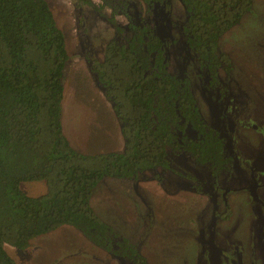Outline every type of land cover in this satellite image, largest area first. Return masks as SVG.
<instances>
[{
	"label": "trees",
	"instance_id": "1",
	"mask_svg": "<svg viewBox=\"0 0 264 264\" xmlns=\"http://www.w3.org/2000/svg\"><path fill=\"white\" fill-rule=\"evenodd\" d=\"M141 2L147 17L131 23L125 41L115 25L117 38L106 44L101 61L90 64L120 123L124 148L90 154L75 149L62 130L69 55L48 1L0 0V264H18L6 246L24 250L63 225L119 258L145 264L134 245L119 241L118 233L94 213L90 198L99 181L136 179L165 167L168 148L190 153L199 164L224 163L223 141L203 119L189 79L168 70V42L157 33L154 17L159 7L165 19L168 5L165 0ZM180 2L186 12L181 26L186 47L201 67L214 72L221 63L229 70L230 59L218 51V40L250 11L252 0ZM188 127L196 138L184 134ZM29 181L44 182L45 192L27 194L22 184Z\"/></svg>",
	"mask_w": 264,
	"mask_h": 264
},
{
	"label": "rangeland",
	"instance_id": "2",
	"mask_svg": "<svg viewBox=\"0 0 264 264\" xmlns=\"http://www.w3.org/2000/svg\"><path fill=\"white\" fill-rule=\"evenodd\" d=\"M47 1L64 34L69 55L63 71V133L78 151L90 154L122 151L124 140L120 123L85 59L86 56L101 58L104 45L112 34V28L105 20L113 10L104 6L101 13L98 12L96 9L101 4L100 0H90L89 4H77L74 0ZM136 1L126 0L123 8L129 7L136 12L133 19L138 21L143 16V8ZM170 17L166 23L159 24L163 35L173 32L175 37L169 49V71L179 73L182 67L180 73L187 71L191 78L197 64L192 55L188 63L183 62L184 39L179 31L176 32L181 24L177 26V21L186 18L180 0H170ZM116 19L125 25L123 18L117 15ZM163 19L156 18L158 21ZM218 49L230 57L232 76L247 85L244 88L254 103L248 111L252 109L256 118L264 119V0H252L250 11L221 35ZM199 70L202 72V69ZM193 84L197 104L204 118L212 123L210 107L199 95L200 85L195 80ZM261 124L264 127V122ZM241 130L237 139L247 144L242 149L251 155L256 164L264 158V128L254 130L256 132L247 128ZM168 155L171 170H167L162 179H158L153 171L134 181L109 176L102 178L92 191V209L110 229L135 241L148 264H199L201 259L203 264H209L205 260L208 256L200 253L192 222L195 219L203 221L201 210L206 208L210 212L211 203L209 207V201L202 192L186 186L189 179L179 180L181 174L177 168L189 174L188 177L206 175V170L196 168L185 156L177 157L172 151ZM22 187L31 196L46 190L42 181L24 182ZM227 197L230 218L219 224L221 242L224 247L227 243H239L245 264H264V251L257 242V239L263 241L260 216L254 217L244 192L231 191ZM6 250L18 264H126L96 247L79 230L68 225L33 239L24 250L11 246H6ZM216 264L228 263L218 256Z\"/></svg>",
	"mask_w": 264,
	"mask_h": 264
},
{
	"label": "flooded vegetation",
	"instance_id": "3",
	"mask_svg": "<svg viewBox=\"0 0 264 264\" xmlns=\"http://www.w3.org/2000/svg\"><path fill=\"white\" fill-rule=\"evenodd\" d=\"M130 1L133 2L136 0H130ZM138 1L136 2L140 3V5H142L143 8V16L138 20L140 21L142 19H145L147 15L145 13V9H146L145 6L142 4L141 0ZM165 2L168 5V10L165 15V19L161 21L155 19V25H156L157 33L159 34L161 33L160 35L162 37H165V39L168 42V46L166 47V57L168 60V70H169V49L173 44L171 43V40L173 39L174 36H173V32L172 34H166V36L165 34L163 35L164 31L159 27V24L166 23L167 22L166 19L170 17V0H165ZM76 3L79 4L77 1ZM100 3H101L99 5L100 8L97 7L96 9L98 12H100L101 8H103L104 6L105 7L109 6L111 8V11L113 10L112 15H109L107 17V20H105L106 24L110 28H112V34L109 40L107 41V43L110 40L117 38L118 32L115 28V25L122 28L121 35H123V38H120V40L125 41V38H128L132 33L131 23L138 22L137 20L133 19V16L135 15L136 12H133L129 7L123 8V5L126 3V0H110V1L100 0ZM157 9L160 10L154 11L155 13L154 17L155 18H158L159 16L163 17L162 14L164 13L161 11V8L157 7ZM117 15L118 17L124 19L125 25H122L117 21L116 19ZM182 20L183 19H181L180 21L176 20L178 22L177 26H179V24L181 23L179 28L178 27L176 28L177 29L176 32L178 33L179 31L184 39L182 43L184 45L183 46L184 54L182 60L183 62L188 63L193 56L194 63L197 64L198 70L194 68L193 77L191 78L187 74V71L182 74L180 73L182 67L179 69V73H175L174 75L186 76L189 79L191 91L195 101H196V97L193 88L194 85L193 81L195 80L197 84L200 85L199 95L202 98V101L206 103L205 105L208 108L210 107L209 113L211 116H213L212 123H210L204 118L203 113L201 112L197 104V101L196 104L203 119L206 121V123L209 126H211L215 131L218 132L219 138L222 139L223 150H224L223 158L225 159V161L219 167L211 166L208 162L204 164H199L194 159V156L191 155L190 153L179 149L168 148L165 157L166 158L165 167L158 166L155 169L147 170L141 173L136 179H131V180L134 181V180L142 179L143 177L146 176V173L150 171H153L155 175L157 174L158 179H162L163 175H165V172L170 169L169 167L170 165L168 161L169 151L176 153L177 157L180 156L187 157L189 161L192 163V165H195L196 168L200 167L206 170V175L204 174L200 177L199 175L197 176L191 175L190 177H188L189 174H186L185 172L177 168V171L181 174L179 180L188 181L187 179H189V184H187L186 186L193 187L198 192H202L203 195L207 198L206 200L209 201V207L211 203L210 212H208L206 208H205L206 210L205 209L201 210L202 214L200 213V215L204 216L203 221H199L200 219L199 220L195 219L192 222V224H195V231L197 236V242L199 244L200 253L202 256H206V255L208 256V258L205 260L209 264H216L218 256L221 258L223 257L228 264H245L244 256L242 254V249L239 243H231V244L227 243L226 244L227 247H224L223 243L221 242V237L219 233V224L224 221H227L230 218V210H229L230 203L227 197L228 193H230L231 191L244 192L246 197L249 199L251 212L253 213L254 217L256 218L259 215L262 220V225L260 227V230L263 232V241L257 239V242L261 247V250L264 251V190H263L264 189V158L259 159L258 163L254 164L253 161L251 160V155L242 149V147L247 146V144H244L243 141L237 139V133L242 131L241 129L247 128V130L253 132H256L258 130L260 131L261 128H264L261 124L264 122V119L256 118L253 115L252 109L248 111V109L254 103L250 101L248 93L244 88L247 85L241 84L239 79L237 80L235 77L232 76L231 73V71H233L232 62L227 53L221 51L225 53L230 59L231 66L229 70H225L224 65H222L221 63L218 65V67L215 68L214 72L208 70L204 66L203 67L200 66L198 58L193 54L192 51H190L186 47L185 36L181 29V26L185 20L183 21ZM173 21L176 22L175 20ZM106 44L104 45L103 54L101 58L95 59L92 58L91 56L85 57V59L89 64V69L91 72L92 70L90 64L92 60L101 61L103 59ZM199 69H202L201 70L202 72H200ZM94 77L96 80L95 75ZM97 86L101 88L98 83ZM251 118H253L255 121L253 120L250 121ZM234 126H236V128ZM236 129H238L237 132ZM235 132L236 134H234ZM184 134L187 135L188 138H196L197 135L196 132L190 127L186 129V132ZM260 154H258L257 156H259ZM196 186H198L199 188H197ZM206 215H208L207 218H205ZM117 238L119 241L122 239H127L129 243L133 244L135 249L140 253V255L144 257L145 264H148L146 257L142 255L135 241L130 240L128 237H125L120 233H118ZM94 245L96 247L101 248L102 250H105L104 248L96 244ZM111 246L114 249L118 248L115 239H112ZM105 251L110 253L115 258L123 260L124 263L126 264H138L128 258H119L116 255H113L111 251L108 250ZM203 263L204 261L201 259L199 261V264H203Z\"/></svg>",
	"mask_w": 264,
	"mask_h": 264
},
{
	"label": "crops",
	"instance_id": "4",
	"mask_svg": "<svg viewBox=\"0 0 264 264\" xmlns=\"http://www.w3.org/2000/svg\"><path fill=\"white\" fill-rule=\"evenodd\" d=\"M82 151V150H81ZM82 152H84V151H82Z\"/></svg>",
	"mask_w": 264,
	"mask_h": 264
}]
</instances>
